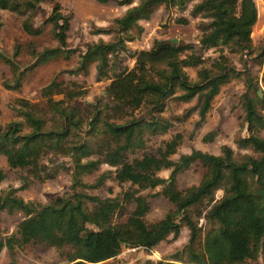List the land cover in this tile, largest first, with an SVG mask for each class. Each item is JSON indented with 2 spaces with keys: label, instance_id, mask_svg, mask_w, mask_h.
I'll return each mask as SVG.
<instances>
[{
  "label": "trees",
  "instance_id": "1",
  "mask_svg": "<svg viewBox=\"0 0 264 264\" xmlns=\"http://www.w3.org/2000/svg\"><path fill=\"white\" fill-rule=\"evenodd\" d=\"M43 1L0 0V9L23 16V30L38 35L41 29L34 27L33 13ZM134 1L117 0L118 5L129 7L110 28L95 30V34H110L111 40L87 43L79 53L77 68L71 70L86 74L90 64H95L96 79L109 80L104 89L107 101L93 105L87 128L79 107L53 98L64 93L63 83L55 79L41 89L52 124L48 125L36 103L19 99L18 114L23 122L0 125V156L11 169H26L33 178L43 180L45 177L39 173L45 167L40 158L53 153L68 159L65 169L71 174V194L49 203L25 201L13 187L0 191V210L23 215L16 232L0 242V250L6 247L12 252L15 245L31 243L55 248L65 258L64 264H95L116 257L125 247L150 250L170 235L176 238L185 226L189 238L182 252L172 261L148 260L145 264H245L259 255L264 260V137L260 135L264 131V96L257 94V76L246 66L238 70L224 54L227 48L233 54L253 55L251 32L257 20L254 0ZM189 2H193L190 14L201 18L199 47L216 48L219 53L209 66L190 44L154 40L149 49L135 54L131 68L112 71L109 58L113 64L127 50V42L135 39L133 30L137 35L143 32L140 20H149L160 5L166 10H182ZM69 20L60 4L55 3L45 23L50 24L57 46L32 53L36 59L33 65L70 53L66 49ZM176 21L187 23L185 18ZM0 60L14 72L17 70L11 58L0 53ZM187 67L196 68L195 80L186 73ZM239 78L244 86L239 97L242 122L248 134L235 144L251 153L236 157L225 145L217 155L192 149L173 160L182 140L176 133L163 142L157 154L144 153L129 160V154L143 150L147 136L164 134L172 126L163 116L168 99L186 103L195 99L182 118L176 119L187 118L195 111L199 117L197 127L204 122L220 88ZM19 85V77L14 86L3 83L8 89H19ZM214 135L209 132L204 140L212 141ZM195 162L204 168L199 183L180 190L178 174ZM101 164L115 168L113 179L118 184L129 183L121 198H100L84 191L100 187L109 177L110 172H103L94 183L83 182L82 177L98 170ZM164 169L170 170L167 178L157 174ZM4 178L0 170V182ZM158 186L159 194L173 207L161 219L147 222L144 217L148 203L141 192ZM217 190L222 195L215 199ZM129 201L134 202L133 210L125 221L114 223L115 214L123 211ZM203 204L209 207L204 215L208 228L201 238L196 217L202 215ZM200 238L202 250L198 252L194 245Z\"/></svg>",
  "mask_w": 264,
  "mask_h": 264
},
{
  "label": "rangeland",
  "instance_id": "2",
  "mask_svg": "<svg viewBox=\"0 0 264 264\" xmlns=\"http://www.w3.org/2000/svg\"><path fill=\"white\" fill-rule=\"evenodd\" d=\"M137 0L134 1V4ZM257 9V20L252 27L251 39L253 43V55L233 54L224 49L231 65L238 70H243L246 66L251 73L258 78V86L262 96H264V0H254ZM55 3L61 6L62 14L69 16V29L67 31L66 49L70 53H62L46 63L33 65L35 58L32 53L41 52L45 48H54L57 41L51 32V26L45 23L46 18L52 11ZM193 2H189L182 10L176 8L166 10L164 6L157 7L155 13L149 21H142L143 32L140 35L133 30L134 40L127 42V50L119 54L114 60L109 58V65L112 71L118 72L124 68H131L134 64L135 54L140 50L149 49L154 40H168L173 43L190 44L194 51L205 58V66H209L211 59L218 56L216 48L201 49L198 41L200 30L198 24L200 16H192L190 10ZM127 5H118L117 0H44L38 5L33 13L34 27L41 29L38 35H29L22 28L23 16L17 15L8 10L0 9V53L16 63L17 70L0 60V125L4 127L13 121L23 122V118L18 114L20 108L19 99H26L36 103L47 121L52 124L51 112L45 105V99L41 96V89L53 79L63 83L64 93L54 95L56 100L63 99L71 106L79 107L83 116L84 128H87V120L91 119L93 105H100V101L106 102L104 93L109 80H97L95 64H90L87 73H71L78 66L79 53L85 50L87 43L111 40L110 34H95L97 28L108 29L113 25L116 17L121 16ZM178 18H185L187 23L176 21ZM174 40V41H173ZM16 53V56L14 54ZM186 73L192 80L196 78V68H185ZM19 77V89H8L3 86L7 82L10 86L16 84ZM244 92L243 80L231 79L224 84L219 93L214 97L211 108L206 115L204 123L195 126L199 119L195 111L191 112L187 118H182L185 111L195 104V99L190 102H175L168 99L165 103L163 116L172 122V126L164 134H154L146 137L143 150H137L134 154H129V160L140 157L144 153L157 154L158 148L163 146V142L169 140L176 133L181 134L182 140L177 148V152L172 156L177 160L181 154L190 153L192 149L203 150L211 154H219L225 145L231 146L234 155L239 157L249 150L239 149L235 141L246 136V126L242 122L243 111L239 103V97ZM67 94H70L69 96ZM178 94V92L176 93ZM27 129H24L26 132ZM214 132L212 141H205L204 137ZM264 137V131L260 133ZM68 159L62 155L46 153L41 156L40 163L44 165V170L40 175L43 180L33 178L26 169H11L5 157L0 156V170L5 173V178L0 182V191L9 187L18 189L17 194L25 201H37L49 203L55 199L68 197L71 194V174L65 168L68 166ZM114 167L101 164L98 170L82 177L85 183H94L96 178L103 172H110L109 177L96 189L85 188L84 191L100 198H121L122 193L129 188V183L118 184L114 179ZM204 168L199 162H195L190 168L184 170L177 176V186L180 190L197 185L203 175ZM170 170L164 169L157 174L163 178L169 176ZM81 190L77 187V190ZM161 186L154 189H146L141 192L146 197L148 211L145 214L147 222L161 219L170 209L172 204L159 194ZM222 195L221 190L215 193V199ZM134 202L129 201L125 209L116 213L113 222L125 221L134 208ZM208 205L200 206L202 215L196 217L198 226L201 229V238L208 228L204 215L208 210ZM23 219L20 212L12 214L5 210H0V242L14 234L18 223ZM189 231L185 226L181 227L179 235L175 238L171 235L158 243L150 250L143 248L125 247L114 258L95 264H145L146 261L156 262L162 260L172 261L178 253L182 252L188 243ZM194 245L196 251L202 250V239ZM66 248L65 250H70ZM186 259V255H184ZM65 258L60 257L58 251L49 246L34 245L25 243L22 246H14L12 252L6 247L0 250V264H64ZM245 264H264L261 255L254 260H248Z\"/></svg>",
  "mask_w": 264,
  "mask_h": 264
},
{
  "label": "crops",
  "instance_id": "3",
  "mask_svg": "<svg viewBox=\"0 0 264 264\" xmlns=\"http://www.w3.org/2000/svg\"><path fill=\"white\" fill-rule=\"evenodd\" d=\"M136 3H137V2H136ZM136 3H135V4H136ZM160 6H161V5H160ZM160 6H158V7H160ZM128 7H129V6H128ZM126 9H127V8H126ZM126 9H125V10H126ZM156 9H157V7H156ZM156 9H155L154 12L152 13V15L155 13ZM124 12H125V11H124ZM152 15H151V17H152ZM119 17H120V16H119ZM151 17H150V19H151ZM116 18H117V17H116ZM150 19H149V20H150ZM149 20H147V21H149ZM142 21H144V20H140V21H139V24H140V25H142V24H141ZM142 27H143V26H142ZM97 35H100V34H97ZM205 119H206V118H205ZM204 121H205V120H204ZM203 123H204V122H203ZM203 123H202V124H203ZM202 124H201V125H202ZM246 135H247V134H246ZM242 137H244V136H242ZM212 140H213V139H212ZM229 147H231V146H229ZM201 151H203V150H201ZM204 152H205V151H204ZM215 155H217V154H215Z\"/></svg>",
  "mask_w": 264,
  "mask_h": 264
},
{
  "label": "water",
  "instance_id": "4",
  "mask_svg": "<svg viewBox=\"0 0 264 264\" xmlns=\"http://www.w3.org/2000/svg\"><path fill=\"white\" fill-rule=\"evenodd\" d=\"M173 41H174V40H173ZM257 94H258V96H259V97H261V96H262V94H261V91H260V90H258V91H257Z\"/></svg>",
  "mask_w": 264,
  "mask_h": 264
}]
</instances>
